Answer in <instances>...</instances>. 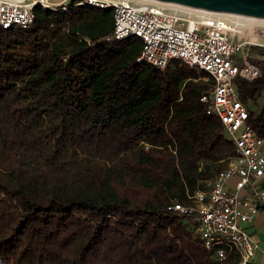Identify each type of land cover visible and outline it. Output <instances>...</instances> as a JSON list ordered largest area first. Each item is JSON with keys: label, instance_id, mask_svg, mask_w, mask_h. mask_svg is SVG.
<instances>
[{"label": "trees", "instance_id": "16d2710c", "mask_svg": "<svg viewBox=\"0 0 264 264\" xmlns=\"http://www.w3.org/2000/svg\"><path fill=\"white\" fill-rule=\"evenodd\" d=\"M80 1L0 26V264H232L166 208L233 154L199 99L211 79L138 61L140 37H111L113 9ZM252 60L261 75L234 86L264 136V58Z\"/></svg>", "mask_w": 264, "mask_h": 264}, {"label": "built area", "instance_id": "2783aa9c", "mask_svg": "<svg viewBox=\"0 0 264 264\" xmlns=\"http://www.w3.org/2000/svg\"><path fill=\"white\" fill-rule=\"evenodd\" d=\"M69 0H0V26L26 28L34 20L33 6L66 9ZM113 9L111 37L141 38L137 60L164 67L180 59L206 71L211 83L201 89L199 99L205 111L220 119L234 145L226 165L208 180L206 188L189 194L188 202L171 201L167 210L185 215L202 246L217 259L232 264H254L258 242L246 222L264 202V136L247 123L248 111L238 97L234 81L253 80L261 68L252 60V45L237 34L234 22L223 16L185 17L154 5L136 6L130 0H82L77 4ZM264 58V54L258 55ZM233 180V183L231 182Z\"/></svg>", "mask_w": 264, "mask_h": 264}, {"label": "water", "instance_id": "95a60500", "mask_svg": "<svg viewBox=\"0 0 264 264\" xmlns=\"http://www.w3.org/2000/svg\"><path fill=\"white\" fill-rule=\"evenodd\" d=\"M181 9L264 22V0H147Z\"/></svg>", "mask_w": 264, "mask_h": 264}, {"label": "bare ground", "instance_id": "6f19581e", "mask_svg": "<svg viewBox=\"0 0 264 264\" xmlns=\"http://www.w3.org/2000/svg\"><path fill=\"white\" fill-rule=\"evenodd\" d=\"M10 1L22 2L23 0H10ZM130 1H132L138 7H143L145 5H154V6L161 7L162 9H164L166 12H169V13H172V12L168 11L166 8L179 10L181 12H187V13H190L191 15H197V16H189L187 14L188 16H184V14L183 15H179L180 13L179 14L172 13V14H175V15H179V16L185 17L188 20H191V19H194V18H207V17L219 16V15L212 14V13L201 12V11H193V10H188V9H181V8H178V7H175V6L164 5V4L151 2V1H147V0H130ZM223 17H227V18L231 19L234 22V24H235L234 28L240 34H244L243 33V29L244 28L251 29L254 26H259L261 28H264V22L253 21V20H248V19L239 18V17H229V16H223Z\"/></svg>", "mask_w": 264, "mask_h": 264}, {"label": "crops", "instance_id": "0c3cea01", "mask_svg": "<svg viewBox=\"0 0 264 264\" xmlns=\"http://www.w3.org/2000/svg\"><path fill=\"white\" fill-rule=\"evenodd\" d=\"M257 183L264 186V176ZM246 227L258 242L252 261L254 264H264V202L259 204L258 210L246 222Z\"/></svg>", "mask_w": 264, "mask_h": 264}, {"label": "rangeland", "instance_id": "374dc122", "mask_svg": "<svg viewBox=\"0 0 264 264\" xmlns=\"http://www.w3.org/2000/svg\"><path fill=\"white\" fill-rule=\"evenodd\" d=\"M52 2H59L61 0H50ZM166 8V7H165ZM168 11L172 12V13H176V14H179V15H183L184 16H197V15H191L190 13H187V12H181L179 10H174V9H168L166 8ZM177 11V12H176ZM188 14V15H187ZM243 33L244 34H240L239 32H237L236 36H234L233 38H237V37H241V39H246L247 41L249 42H252V43H255L252 45V55H254L255 57L254 58H257L258 59V55H261L258 53V50L260 48H263L264 49V28H261L259 26H254L252 27L251 29L249 28H244L243 29ZM256 51H254L255 49ZM262 58V57H261ZM263 99L264 98H260V101H259V104L261 102H263ZM208 165L211 169V171L215 168V165L211 162H202L201 165ZM233 183V180L231 181Z\"/></svg>", "mask_w": 264, "mask_h": 264}]
</instances>
